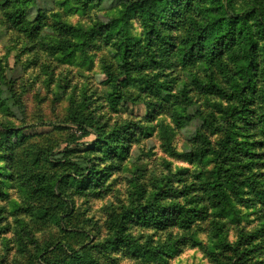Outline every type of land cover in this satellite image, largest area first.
<instances>
[{
    "label": "rangeland",
    "instance_id": "rangeland-1",
    "mask_svg": "<svg viewBox=\"0 0 264 264\" xmlns=\"http://www.w3.org/2000/svg\"><path fill=\"white\" fill-rule=\"evenodd\" d=\"M141 1L0 0V264H264V0Z\"/></svg>",
    "mask_w": 264,
    "mask_h": 264
},
{
    "label": "trees",
    "instance_id": "trees-1",
    "mask_svg": "<svg viewBox=\"0 0 264 264\" xmlns=\"http://www.w3.org/2000/svg\"><path fill=\"white\" fill-rule=\"evenodd\" d=\"M7 1V0H5ZM163 0H146V1H141V2H138V6L136 8V10L140 13V14H147V13H151L149 15H152V17L155 16V11H159V6L162 4ZM172 2H167L166 6L167 7H171L172 8ZM155 18V17H154ZM225 20L224 18L222 19V21ZM166 23L165 22V26H166ZM201 36H203V39H204V31L201 30ZM204 41V40H203ZM196 47V46H195ZM244 73L247 75L249 73L248 69H245L244 70ZM244 76H241L240 75V79L239 78H234L232 77V82H233V86L234 88H236L237 90L234 91V95H237L239 98L241 97H246L248 94L247 91L249 92H252L253 91V84L249 83V80H244ZM240 81H244L246 83H244L243 85L244 86H241V82ZM241 84V85H240ZM244 104L246 105L247 103H245L244 101L242 102V105L239 109H235L233 107H231L230 109V112L231 113H234V112H237L239 113V115H243V114H246L247 112V109L246 107H244ZM243 114H242V113ZM229 118L232 119L233 118V114H229ZM243 119V118H242ZM77 126H79L80 128L84 129V126H82L81 124H78ZM9 129L6 128V127H1V130H0V136H4L8 133ZM14 135H17L16 133H14ZM86 163H89V162H86ZM219 170H216V173H214V180L213 181H209L207 183V188L209 186H211V191H212V196L214 198H218V197H222V192L221 190L219 189L221 186L218 185L216 183L217 181V178L218 176L220 175L219 172H217ZM76 180H78L80 183V185H82V183L85 182H88V183H93L94 182V177H93V173L89 170H87V172L85 174H80L78 176H75ZM139 206V204H138ZM172 206V205H171ZM171 206H157L155 205L154 203V206H151V205H146L145 207L146 208V212L145 214L148 216V218H150V216L148 215L149 211H152L153 214H155V212L157 213V216L158 217H161V218H164V223H165V226H176L178 224V221H180V215L183 213L187 216V212L183 211V207L181 208V206H176V205H173V207ZM193 212V216H197L200 212L199 211H194L192 210ZM180 223L184 224L185 223V220H181ZM51 248H54V249H57V248H60L62 250H64V252L69 256V258L71 259L72 262H75V263H78V264H84L83 263V260L81 258V255L78 253V251H75L73 249H69V248H66V246H64L61 242H58L56 243L55 245L51 246ZM220 248H226V250L228 252H231V253H234L233 250H232V246H230L226 241L224 242L223 239H222V244L220 245ZM135 251L136 253L138 254V249L135 248ZM136 255V254H135ZM235 264H242V260H241V256H238L237 254H235V261H234ZM228 264V263H226Z\"/></svg>",
    "mask_w": 264,
    "mask_h": 264
}]
</instances>
